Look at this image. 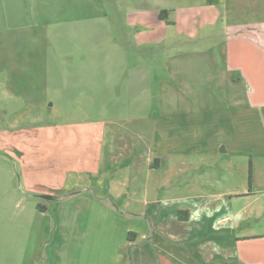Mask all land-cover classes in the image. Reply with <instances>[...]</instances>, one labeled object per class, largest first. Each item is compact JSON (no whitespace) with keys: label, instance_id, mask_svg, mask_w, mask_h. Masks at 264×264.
<instances>
[{"label":"crops","instance_id":"crops-1","mask_svg":"<svg viewBox=\"0 0 264 264\" xmlns=\"http://www.w3.org/2000/svg\"><path fill=\"white\" fill-rule=\"evenodd\" d=\"M19 1L7 0L10 5ZM250 31L239 38L257 48L264 63V24ZM163 59L161 48L155 66L140 65L131 83L149 85L155 75L162 86L169 83L162 69L169 68L171 79L179 83L181 78L186 87L193 82L183 78L190 74L185 70L214 68L187 57L169 66ZM247 62L257 84L255 103L236 112L227 106L213 110L204 94H160L150 116V140L149 112L118 116L114 126L97 118L75 131L65 127L63 144L71 143L68 134H76L79 157L69 163L64 150L47 164L56 173L40 181L41 195L53 198L41 205L45 210L31 199L28 167L35 160L22 158L16 182L20 196L13 203L22 212L10 216L6 197L0 204V264H264V207L254 203V191L228 184L212 190L214 181L232 176L230 154L238 149V133L257 123L264 107L260 67ZM216 166L220 176L211 173ZM69 172L75 177L71 185ZM84 177L95 182L93 187Z\"/></svg>","mask_w":264,"mask_h":264},{"label":"rangeland","instance_id":"rangeland-1","mask_svg":"<svg viewBox=\"0 0 264 264\" xmlns=\"http://www.w3.org/2000/svg\"><path fill=\"white\" fill-rule=\"evenodd\" d=\"M4 2L2 5L0 1V188H4L0 190V204L6 197L5 207H12L10 216L20 211L13 203L20 196L16 182L23 168L22 158L35 160L28 167L35 194L31 199L42 211L41 205H47L48 199L41 195L40 181L56 173L49 171L47 164L59 159L64 150L68 151L69 163L79 157L76 134H68L72 145L63 144L65 127L75 131L97 118L114 126L118 116L149 112L146 125L150 140V116L157 95L198 98L204 94L212 99L213 110L227 106L236 112L255 103L252 94L257 84L247 60L257 62L259 80H264L261 53L241 39L264 24V0ZM161 48L168 66L187 57L189 62L212 63L214 68L185 70L190 74L183 78L193 82L186 87L181 78L179 83L171 79L169 68L161 72L169 83L157 85L154 75L152 84H132L130 77L140 65L155 66ZM257 118V123L247 124L244 133H238V149L230 154L232 176L214 181L212 190L226 184L251 188L257 196L254 203L263 208L264 107ZM233 124L232 133L236 132ZM222 172L220 166L211 168L212 175ZM68 176L71 185L75 177L70 172ZM85 178L93 187L95 182ZM10 194L14 195L7 197Z\"/></svg>","mask_w":264,"mask_h":264},{"label":"trees","instance_id":"trees-1","mask_svg":"<svg viewBox=\"0 0 264 264\" xmlns=\"http://www.w3.org/2000/svg\"><path fill=\"white\" fill-rule=\"evenodd\" d=\"M43 197H45L46 199H50V200H51V199H53L52 197H48V196H43ZM43 209L45 210V208H44V207L42 208V210H43ZM130 235H133V233H132V232H130V233H129V236H130Z\"/></svg>","mask_w":264,"mask_h":264}]
</instances>
